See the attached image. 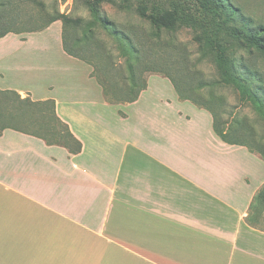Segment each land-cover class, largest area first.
Listing matches in <instances>:
<instances>
[{"label": "crops", "instance_id": "obj_1", "mask_svg": "<svg viewBox=\"0 0 264 264\" xmlns=\"http://www.w3.org/2000/svg\"><path fill=\"white\" fill-rule=\"evenodd\" d=\"M60 35L56 21L0 38V91L52 100L81 146L1 132L0 264H264L251 210L263 160L224 143L166 78L106 102Z\"/></svg>", "mask_w": 264, "mask_h": 264}, {"label": "trees", "instance_id": "obj_2", "mask_svg": "<svg viewBox=\"0 0 264 264\" xmlns=\"http://www.w3.org/2000/svg\"><path fill=\"white\" fill-rule=\"evenodd\" d=\"M64 1L0 0V38L7 34L40 32L60 21L63 51L92 67L90 76L101 87L105 101L118 104L134 102L147 87V80L140 73L144 58L149 55L143 41L157 39L163 53L164 48L175 44L170 36L163 38L164 34L186 28L193 32L200 58H209L215 67L217 78L207 85L209 89L219 85L232 87L239 103L250 106L264 122V76L250 64L251 58L264 57V25L254 24L229 0H82L89 15L86 19L60 12L59 3ZM105 3L119 12L125 11L122 13L140 24L147 23L150 27L147 36L137 32L135 24L110 20L102 8ZM109 41L114 42L112 47ZM238 52L242 54L235 56ZM116 59L121 63H116ZM116 68L126 72L121 83L117 82L118 75L112 74ZM156 73L170 81L179 100L190 101L211 114L212 129L224 143L246 147L264 162L263 139L257 138L246 117L236 116L227 123L218 118L211 107L215 97L202 92L204 87L196 88L190 83L182 87L168 74ZM0 97L6 99L0 110V135L4 129H12L42 139L47 145L64 147L71 153L80 151L79 142L57 118L52 100L32 101L14 91H0ZM48 106L49 117L55 122L50 126L41 121ZM259 200L264 201V188L254 199ZM254 207L252 204L251 210ZM254 216L250 215L248 221Z\"/></svg>", "mask_w": 264, "mask_h": 264}, {"label": "rangeland", "instance_id": "obj_3", "mask_svg": "<svg viewBox=\"0 0 264 264\" xmlns=\"http://www.w3.org/2000/svg\"><path fill=\"white\" fill-rule=\"evenodd\" d=\"M229 1L240 13L247 18L249 17L254 24L264 25V0ZM102 8L110 17V20L121 24H135L138 26L135 30L143 33L145 37L147 36V32L150 30L147 23L140 24L135 18L128 16L126 13H122L125 11L119 12L118 9L108 3L103 4ZM59 10L71 16H81L83 19L89 16L82 4V0H65L59 3ZM24 27L31 28L29 25H25ZM166 35L170 36L175 44L164 48L163 53H160V45L157 43V39L150 38L143 41L144 50H148L149 55L144 58L142 65L143 70L140 71L141 78L143 80H148L150 76L162 77L156 73L160 72L174 78L176 83L180 86L190 83L196 88L199 86L204 87L202 92H205L206 95L213 94L215 97V99L212 100L211 107L216 112L219 119L230 123L233 117H246L249 120L248 124L254 129V134L258 139H263L264 142V122L259 119L250 106L245 107L239 103L238 94L232 87L219 85L216 89H209L208 86L217 78L216 70L213 62L209 58H203V60L200 58L199 47L193 40V32L189 29L182 28L176 33L164 34L163 38L166 37ZM113 43L114 42L110 43L109 41L108 45L112 47L111 44ZM139 48H141V45H139ZM158 53L160 54L158 55ZM241 54L242 53L238 52L234 55L239 56ZM251 59L253 62L250 64L264 76V57H253ZM118 62L121 63V60L116 59V63ZM120 66H123V64H120ZM122 71H124V73ZM112 74L118 75L117 82L121 83L123 81V75H125L126 72L123 68L122 70L116 68ZM5 101L6 99L0 97V110L4 107ZM44 113L46 115L44 114L41 117L43 123H46L47 126L55 123L49 117V106L44 109ZM51 128L53 129L52 126ZM54 129H56V127H54ZM254 211L256 215H260L259 217H254L256 222L261 228H264V203L254 207Z\"/></svg>", "mask_w": 264, "mask_h": 264}]
</instances>
